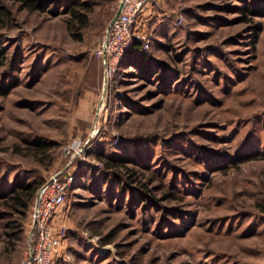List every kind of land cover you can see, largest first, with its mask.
<instances>
[{"label":"rangeland","instance_id":"obj_1","mask_svg":"<svg viewBox=\"0 0 264 264\" xmlns=\"http://www.w3.org/2000/svg\"><path fill=\"white\" fill-rule=\"evenodd\" d=\"M74 1L0 0V264L24 245L13 177L58 169L73 178L53 264H264V9L253 32L238 0H150L143 54L103 82L92 50L115 0ZM109 164L156 199L120 193Z\"/></svg>","mask_w":264,"mask_h":264},{"label":"built area","instance_id":"obj_2","mask_svg":"<svg viewBox=\"0 0 264 264\" xmlns=\"http://www.w3.org/2000/svg\"><path fill=\"white\" fill-rule=\"evenodd\" d=\"M149 1L115 0L112 3L114 13L92 50L104 66L103 82L109 79L132 38L145 36L138 24ZM72 178L71 172L53 170L36 186L27 211L24 245L18 259L11 264H53L64 233L63 227L56 225L53 219Z\"/></svg>","mask_w":264,"mask_h":264},{"label":"trees","instance_id":"obj_3","mask_svg":"<svg viewBox=\"0 0 264 264\" xmlns=\"http://www.w3.org/2000/svg\"><path fill=\"white\" fill-rule=\"evenodd\" d=\"M23 1L29 6L43 7L45 5L43 3L46 2V4H49L50 2L54 0H23ZM74 2H77V0ZM5 6L6 5L3 2H0V7H5ZM234 7L239 12L238 13L239 17H241L242 19L252 21L253 32H255L256 29H258L259 25H258V21L254 20V16L259 14L264 9V0H238V2L234 4ZM47 8L50 9V7L48 6ZM51 10H53V8ZM71 10L73 14H77L80 18H83V16L87 14L86 12H82V13L77 12L75 6H72ZM111 15H110V18H111ZM140 41H141V38L133 37L129 47L120 56L117 64H122L124 62L128 64L137 63V61L133 60L132 58L133 55L131 52L134 51L137 54L142 53V48L140 47V43H141ZM0 56H1V53H0ZM3 61H4V58H0V63H2ZM155 73H159V71H155ZM169 73L172 76L175 72L166 71V68H165L164 70L160 71L159 77L166 80V78L169 76L168 75ZM1 91H5V88H3V90ZM30 142L31 144L34 145V148L38 147L40 149H44L45 143L41 139L35 137L32 140H30L28 143ZM108 170H109V173L112 175L111 177L115 178V176L113 175H117L116 177H118L120 193L125 189V186L130 185V188L134 187L135 189H138L140 191L146 203L147 201H150L151 203L153 201L152 199H156L154 195L148 194L147 190L149 189V186L146 184L147 182L145 180L141 179L139 180V184H133L134 183L133 181L137 179V176H136L137 174L133 166L125 164L123 166L119 165V168H114L110 166L109 164ZM44 178L45 177H43L36 184V182H34L35 180L33 179H25V178L19 177V175H15L11 181L8 192L3 194L4 201L6 205L9 207L10 211L12 212L20 211L22 214H25V212L28 210V207L31 202L36 186L41 181H43ZM131 185H133V187H131ZM143 203L144 202L142 201V204ZM13 229L9 232L14 233L15 230ZM24 239H25V236H24Z\"/></svg>","mask_w":264,"mask_h":264},{"label":"crops","instance_id":"obj_4","mask_svg":"<svg viewBox=\"0 0 264 264\" xmlns=\"http://www.w3.org/2000/svg\"><path fill=\"white\" fill-rule=\"evenodd\" d=\"M141 13H143V11ZM140 17H141V14H140Z\"/></svg>","mask_w":264,"mask_h":264}]
</instances>
